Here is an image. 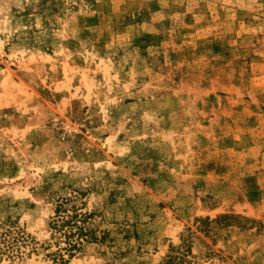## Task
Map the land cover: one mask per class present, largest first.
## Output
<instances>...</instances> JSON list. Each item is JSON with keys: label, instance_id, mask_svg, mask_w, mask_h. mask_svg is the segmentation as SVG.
Segmentation results:
<instances>
[{"label": "rangeland", "instance_id": "1", "mask_svg": "<svg viewBox=\"0 0 264 264\" xmlns=\"http://www.w3.org/2000/svg\"><path fill=\"white\" fill-rule=\"evenodd\" d=\"M0 264H264V0H0Z\"/></svg>", "mask_w": 264, "mask_h": 264}, {"label": "trees", "instance_id": "2", "mask_svg": "<svg viewBox=\"0 0 264 264\" xmlns=\"http://www.w3.org/2000/svg\"><path fill=\"white\" fill-rule=\"evenodd\" d=\"M70 231V230H69ZM72 246H74V245H72Z\"/></svg>", "mask_w": 264, "mask_h": 264}]
</instances>
